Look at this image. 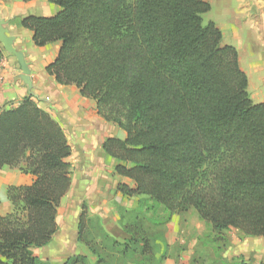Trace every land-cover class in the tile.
<instances>
[{
    "label": "trees",
    "instance_id": "1",
    "mask_svg": "<svg viewBox=\"0 0 264 264\" xmlns=\"http://www.w3.org/2000/svg\"><path fill=\"white\" fill-rule=\"evenodd\" d=\"M48 1L59 6L54 15H27L20 24L38 46L60 42L47 72L75 85L125 132L102 148L114 173L132 182H118L116 191L137 198L136 206L119 207L131 220L122 223L123 241L98 219L100 232H89L83 205L76 237L95 256L92 264H130L134 253L135 264H162L164 230L150 235L143 210L160 209L165 217L151 220L164 226L193 209L217 234L264 238V101L251 100L235 48L222 43L214 23H203L209 0ZM70 152L59 123L31 95L0 110V169L19 166L34 177L7 187L13 210L0 215V264H49L32 249L57 230V208L71 185ZM153 239L162 245L157 258ZM87 259L75 254L64 264Z\"/></svg>",
    "mask_w": 264,
    "mask_h": 264
},
{
    "label": "crops",
    "instance_id": "2",
    "mask_svg": "<svg viewBox=\"0 0 264 264\" xmlns=\"http://www.w3.org/2000/svg\"><path fill=\"white\" fill-rule=\"evenodd\" d=\"M209 4L210 9L202 14L203 23H214L221 32L222 43L235 48L239 67L247 76V92L251 100L263 102L264 0H209ZM58 10L59 6L48 0H0V19L5 20L8 34L14 37L13 46L23 53L29 68L31 96L38 107L59 123L71 147L67 157L71 185L57 208V230L46 246L32 249L36 256L49 264H64L63 246L67 240L70 250L84 251L79 248L77 231L70 233L68 226L60 231L59 210L67 208L70 212L74 203L84 199V203L101 217L112 199L111 193L117 198L122 196L116 191V184L124 182L116 181V178L123 177L114 173L115 162L104 153L102 143L108 137L122 139L125 132L100 116L95 101L82 96L75 85L59 84L47 72L46 67L56 57L60 42L38 46L34 43L33 32L20 24L24 16H51ZM0 50L1 110L18 105L28 95V88L20 79L21 70L15 56L3 50L1 43ZM33 179V175L22 172L19 166L0 169V215L13 210L7 187L29 185ZM57 245L59 254L55 248ZM162 264H175V260L168 257Z\"/></svg>",
    "mask_w": 264,
    "mask_h": 264
},
{
    "label": "rangeland",
    "instance_id": "3",
    "mask_svg": "<svg viewBox=\"0 0 264 264\" xmlns=\"http://www.w3.org/2000/svg\"><path fill=\"white\" fill-rule=\"evenodd\" d=\"M118 180H122L130 185L132 184L127 178H116V181ZM111 195L112 199L106 204V211L101 217L84 203V199L80 203H74L73 209L70 212L67 208L59 210L60 231L64 226H68L70 233L77 231L78 215L84 205L87 215L91 218L88 221L89 232L97 235L101 229L96 226L100 223L102 229L111 237L118 241H123L127 233L124 231L122 223L130 222L131 220L130 215L122 216L119 207L132 208L136 206L137 198L125 196L117 198L112 193ZM141 213L145 217V220H142L143 227L150 235L161 229V227L163 228L168 245L167 258L175 260V264H264V238L262 237L246 236L233 229L223 230L221 234H217L211 230L207 223L198 217L193 209L173 214L164 226H158L153 223V220L165 217L160 209L155 213L145 210ZM96 219L99 220V223L95 221ZM153 243L158 245L155 247L156 249L159 248L155 252V257L157 258L162 252V245L157 239H153ZM68 245L69 242L67 240L63 246V261L71 255L86 254L88 257L87 262L89 264L94 262L95 256L82 243H79V248L84 249V251L82 250L83 252H78L75 249L70 250V246ZM55 248L58 249L57 253L59 254L60 249L58 245ZM182 255L184 256L182 257ZM139 259V255L134 253L132 258H130V264H135ZM184 260L185 262H183Z\"/></svg>",
    "mask_w": 264,
    "mask_h": 264
},
{
    "label": "water",
    "instance_id": "4",
    "mask_svg": "<svg viewBox=\"0 0 264 264\" xmlns=\"http://www.w3.org/2000/svg\"><path fill=\"white\" fill-rule=\"evenodd\" d=\"M5 20L0 19V43L3 50L15 56L21 70L20 79L28 88V95H32L31 92V80L29 77V68L25 62L24 55L21 51L16 50L13 46L14 37L8 34L5 25Z\"/></svg>",
    "mask_w": 264,
    "mask_h": 264
}]
</instances>
